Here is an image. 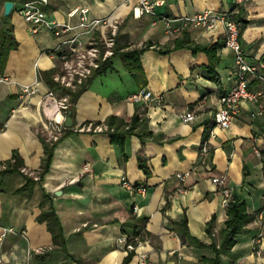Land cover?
<instances>
[{
  "label": "crops",
  "instance_id": "crops-1",
  "mask_svg": "<svg viewBox=\"0 0 264 264\" xmlns=\"http://www.w3.org/2000/svg\"><path fill=\"white\" fill-rule=\"evenodd\" d=\"M234 1L164 0L157 11L167 17L193 15L203 9L226 12ZM133 5V0H49L46 5L49 16L63 22L79 21V16L68 14L75 6H88L90 17L121 15L115 46L127 50L148 40L154 46L140 56L142 73L132 75L128 65L115 56L113 67L97 75L80 94L72 129L63 131L41 180L43 140H51L46 112L54 100L41 71L58 68L60 60L47 53L55 48L57 38L47 28L32 31L23 15L12 9L9 21L18 45L10 49L0 71L11 77L0 82V159L10 158L16 150L24 168L0 172V224L15 228L0 241V264H78L71 255L82 264H141V253H146L144 264H212L208 261L216 257L212 244L220 246L228 218L220 187L212 181L221 174L227 176L233 196L246 201L255 219L247 225L248 231L237 235L230 250L220 252V263L264 264V173L262 152H255L256 146L260 151L264 146V81H252L251 87L262 94L257 100L240 103L230 127L216 126L220 94L234 82V53L226 46L223 21L210 29L190 23L184 28L185 35L181 33L184 29L169 34L164 20L154 24L150 14L134 16ZM4 9L5 0H0V18ZM238 13L244 20L241 42L248 57L264 63V0H247ZM161 22L162 30L153 28ZM107 33L108 28L99 27L81 33L80 39L102 45ZM174 39L219 43L214 73L206 70L210 63L206 52H193L187 46L174 48ZM160 46L172 50L162 53ZM35 82L38 92L21 101L20 86ZM142 87L151 89L157 98L131 100L130 95ZM189 109L197 117L183 121L182 114ZM135 113L148 120L153 136L143 142L138 134H130L124 150L105 131L79 129L112 114L129 120ZM208 130L211 150L205 164L200 160V146ZM139 154L148 158L150 175L140 168ZM187 171L190 174L184 179L177 175ZM26 173L35 180L27 188ZM123 175L133 183H144L146 190L126 187ZM52 204L62 223L68 253L54 243L46 221L39 219L42 210ZM183 217L190 234L203 245L185 241L178 224ZM134 224L142 231L136 236L142 244L129 256L117 237L132 231ZM254 239H258L260 254L254 249Z\"/></svg>",
  "mask_w": 264,
  "mask_h": 264
},
{
  "label": "built area",
  "instance_id": "built-area-1",
  "mask_svg": "<svg viewBox=\"0 0 264 264\" xmlns=\"http://www.w3.org/2000/svg\"><path fill=\"white\" fill-rule=\"evenodd\" d=\"M6 1V0H5ZM13 8L17 9L24 17L32 31H37L42 28H47L53 32L57 38V44L54 49L47 51L50 55H55L60 60L58 65L59 71L54 75V79L60 82L61 85L78 89L81 87L84 79L90 76L100 64L114 54L116 36L119 32V21L121 15L107 14L104 16L90 17L88 6L72 7L68 14L70 16H79L77 23L69 21H59L51 18L46 10V5L49 0H12ZM133 14L136 17H141L144 14L154 16L153 22L156 23L159 19L164 20L166 31L169 34H175L193 23L197 26H203L207 29L213 28L218 20L223 21L226 31V46L234 53V63L232 67L233 84L225 92L220 94V106L214 115L215 125L228 128L231 126L235 116L240 111V103L243 100H257L262 94L261 91L251 87L254 79L264 81L263 62H258L248 57L243 44L241 42V27L242 22L234 16V12H218L214 9H203L193 15H185L180 17L165 16L157 12V7L164 4V0H133ZM247 0H236L237 4L242 5ZM99 27L108 28L102 45L99 42L91 40L88 44L80 39L81 33L94 32ZM76 29V32H73ZM73 32V33H72ZM62 69V70H61ZM11 77L4 73H0V82L10 81ZM38 82L22 84L20 86L18 97L21 101H25L32 95L38 92ZM48 95L54 99L47 107L48 133L51 140H58L62 135L65 126L66 112L71 104L69 95H60L54 89L49 87ZM135 102H148L155 98L153 91L147 87H142L137 92L129 97ZM197 117L194 110H187L182 114L183 121H193ZM80 130L89 131H106L109 125L104 122L90 121L84 123ZM208 142H204L200 153L201 162L207 163L210 154ZM257 154H261L258 146L255 148ZM86 168L90 166L85 165ZM24 168V167H23ZM190 171L178 173L179 178L184 179L189 175ZM212 181L220 187L223 195V204L228 206L233 199L234 189L227 182L225 174L214 175ZM122 184L130 189L145 191L144 183L134 184L125 175L122 177ZM15 231L14 227L0 224V241L4 237ZM262 232L259 237H261ZM136 241V242H135ZM119 245L128 251L136 250L142 244L137 240L136 236L123 233L117 237ZM258 239H254V249L257 254L261 253V249L257 247ZM1 261V258H0ZM140 262H146V253L140 254Z\"/></svg>",
  "mask_w": 264,
  "mask_h": 264
},
{
  "label": "trees",
  "instance_id": "trees-1",
  "mask_svg": "<svg viewBox=\"0 0 264 264\" xmlns=\"http://www.w3.org/2000/svg\"><path fill=\"white\" fill-rule=\"evenodd\" d=\"M240 7L241 5L237 4L235 0L233 7L229 11L234 12V16L238 20L244 23V20L241 18V16L238 13V9ZM160 14H163V13H160ZM10 15L11 14L7 15V18H4V16L6 15H3L0 18V23H1V26H0V71L4 70V67L7 61V56H8L10 49L18 45V42L15 39V36L13 33V26L11 22L9 21ZM185 31L186 29H184L181 33H184L185 35L186 34ZM187 41L188 40L174 39L173 40L175 44L174 48L187 46L191 48L193 52H197V51L206 52L210 58V63L206 67V70L209 73H214V63H215L214 59L216 57V50L219 47V43L207 45V44H200V43H195V42L192 43L190 41L188 42ZM151 46H154V43L151 40L146 41L140 47H134V48H130L127 50H121L120 47L115 46L114 54L108 59H106L105 61H103L100 64V66L96 68L90 76L84 79L81 87L75 90L61 85L60 82L54 79V75L59 71L58 68H52L49 70L41 71V76L44 79V81H46V83L56 92H58L60 95H67V94L69 95L70 102H71L69 108L73 109V114H74L75 103L77 102L80 94L85 89L88 88L92 80L97 75L113 67V58L115 56H119L120 59L128 65L129 70L132 73V75L137 76L138 74L143 72V66H142L140 56L146 49L150 48ZM158 50L162 53H166V52H170L172 48L160 46ZM95 122H101V121H95ZM104 122H106L109 125V129L106 130L105 132L109 134L111 142L118 144L122 150H124L126 138L130 134H133V133L138 134L143 142L146 140V138L153 136V132L149 128V125H148V120L146 118H141L138 115V113H135L129 120L112 114L108 116ZM138 127H141L139 131H137ZM71 129H72V126L65 127L64 133L70 131ZM210 132L211 131L208 130L204 133L203 141L200 146V150H201L203 143L206 142L207 139L209 138ZM61 136L59 137L58 140H50V141L43 140L45 156L43 157L42 170L39 174L38 180H41L43 176L49 170L55 146L57 142L61 139ZM261 152H262L263 173H264V146L262 147ZM124 156L126 157V155ZM139 166L141 169H143V171L147 175H150L152 173L151 166L148 163V158L146 156H143L142 154H139ZM23 167H24V160L16 150L13 151V155L10 158L5 159V160L0 159V172L1 173L23 171ZM25 175L27 177V181L24 184V187L27 188V187H30L31 184L35 182V180L31 175H28L27 173ZM138 183H142V182H136L134 184L136 185ZM48 197L49 195L46 194L45 199H47ZM227 214H228V218L226 220V226L223 229L222 242L219 247H217L216 244H212V246L216 250V257L211 260H208L209 263L221 264L220 263V252L230 250L236 242L237 235L239 233L248 231L247 225L255 219V215L253 213H250L247 210L246 201L241 199L237 195L233 197V199L230 201L229 205L227 206ZM39 219H41L42 221H46L48 228L53 235L54 243L59 248L63 249L65 252L68 253L66 241H65V238L63 237L62 223H61V220L53 204L50 205L49 208L42 210L41 214L39 215ZM178 224L180 225L179 226L180 231H181L182 236L185 238V241H189V242L199 244V245L204 244L197 237L190 234L188 227H187L186 217H183L182 221H180ZM140 230L141 229H139V225L134 224L132 231L125 232V233L130 234L131 236H137V235L142 234L141 233L142 231ZM208 230L210 232L211 224H209ZM133 251L134 250H131L129 252V256L133 254ZM71 256H72V259L75 260L78 264H82V260L80 258L75 257L73 255Z\"/></svg>",
  "mask_w": 264,
  "mask_h": 264
},
{
  "label": "water",
  "instance_id": "water-1",
  "mask_svg": "<svg viewBox=\"0 0 264 264\" xmlns=\"http://www.w3.org/2000/svg\"><path fill=\"white\" fill-rule=\"evenodd\" d=\"M12 8H13V1L6 0L4 14L9 15L12 11ZM72 125H73V109L69 108L66 112L65 126L71 127Z\"/></svg>",
  "mask_w": 264,
  "mask_h": 264
},
{
  "label": "rangeland",
  "instance_id": "rangeland-1",
  "mask_svg": "<svg viewBox=\"0 0 264 264\" xmlns=\"http://www.w3.org/2000/svg\"><path fill=\"white\" fill-rule=\"evenodd\" d=\"M133 15H134V14H133ZM4 18H7V15L4 16ZM121 21H122V20L119 21V28H120ZM154 24H155V23H154ZM0 26H1V23H0ZM163 26H164V29H166L165 23H164ZM163 26H162V22H161V23L158 24V25H154L153 28H155L157 31H160V30L163 29ZM61 70H62V69H61Z\"/></svg>",
  "mask_w": 264,
  "mask_h": 264
}]
</instances>
